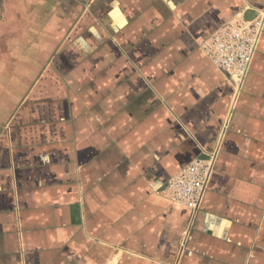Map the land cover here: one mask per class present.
Masks as SVG:
<instances>
[{
    "label": "crops",
    "instance_id": "crops-1",
    "mask_svg": "<svg viewBox=\"0 0 264 264\" xmlns=\"http://www.w3.org/2000/svg\"><path fill=\"white\" fill-rule=\"evenodd\" d=\"M0 1V264H264V32L241 89L201 46L264 0Z\"/></svg>",
    "mask_w": 264,
    "mask_h": 264
},
{
    "label": "built area",
    "instance_id": "built-area-1",
    "mask_svg": "<svg viewBox=\"0 0 264 264\" xmlns=\"http://www.w3.org/2000/svg\"><path fill=\"white\" fill-rule=\"evenodd\" d=\"M264 14L241 18L220 25L201 43L212 62L241 89L250 72L261 36ZM217 154L200 156L181 168L164 184L163 189L176 204L193 212L202 205L212 177Z\"/></svg>",
    "mask_w": 264,
    "mask_h": 264
},
{
    "label": "rangeland",
    "instance_id": "rangeland-1",
    "mask_svg": "<svg viewBox=\"0 0 264 264\" xmlns=\"http://www.w3.org/2000/svg\"><path fill=\"white\" fill-rule=\"evenodd\" d=\"M0 3H1V1H0Z\"/></svg>",
    "mask_w": 264,
    "mask_h": 264
}]
</instances>
